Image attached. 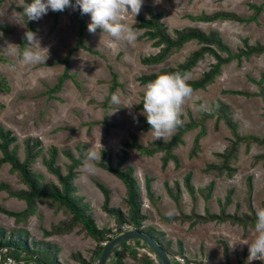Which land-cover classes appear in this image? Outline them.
<instances>
[{
	"label": "rangeland",
	"instance_id": "rangeland-1",
	"mask_svg": "<svg viewBox=\"0 0 264 264\" xmlns=\"http://www.w3.org/2000/svg\"><path fill=\"white\" fill-rule=\"evenodd\" d=\"M22 0H0V23L7 26L9 31L0 35V56L7 62L0 61V77L5 79L8 89L0 84V127L8 129L16 136L17 155L23 158V141L27 137L38 138L42 145V154L49 146L58 149L56 164L65 172V165L69 162L61 150L69 148L76 153V145H86L85 152L93 150L99 156L100 149L115 154L120 151L122 143L130 140L133 134L141 144L155 140L150 130L140 129L141 122L138 117L143 115L142 110L136 108L142 95L138 77L142 74L156 72L160 68L176 66L195 49L199 47L192 40L170 55L165 61L156 65L141 63L143 56L155 54L158 47L153 41L143 35L140 29L134 44L123 40H114L106 33L99 30L95 34L85 32L84 43L95 53L80 49L73 53L69 62V72L73 79H65L60 90L50 95L46 93L52 87L57 77L62 73L64 65L56 63L57 59L65 56L68 48L76 41L77 24L73 10H65L58 16V22L53 27V11L49 10L37 20H33L36 31L35 36L39 43L27 44L26 49L39 51L47 58L44 64L23 63V53L19 54V40L25 31V23L20 17V12L14 5ZM264 0H143V6L134 17V26L139 23L138 17H147L148 12L161 13L160 21L172 35L173 30L183 27H198L204 32L217 31L223 42L232 52L242 47L243 40L249 44L264 43V10L256 22H237L234 20L218 19L209 22L192 21L188 14L198 15L216 11L234 12L237 15L248 17L252 10L248 3L260 4ZM86 23H90V15L85 14ZM124 23L133 24L131 16L123 17ZM39 46L42 48H39ZM25 49V50H26ZM24 50V51H25ZM214 58L205 54L184 77L186 80L198 78L210 65ZM111 71L117 74L120 85L113 94L119 97V103L108 102L107 126L103 121L104 99L108 93ZM264 74V54L251 56L241 61L232 60L221 66L219 75L213 79L205 89L194 90L193 95L183 107L180 118L184 122L197 119L200 112H208L211 105L220 100L229 107L231 121L236 123L239 134H250L258 137L264 136V102L259 95L246 96L233 94L229 91L240 90L248 93H264V81H258ZM112 94V95H113ZM112 97V96H111ZM129 103L136 104L131 109L125 106ZM203 106V108H201ZM205 134L199 140V149L196 156L191 157L189 151L192 147L194 135L199 127L189 130L182 135L183 143L175 150L178 166L174 161H169L162 167L161 155L146 156L133 149H128V159L124 168L131 166L141 189V212L148 218L143 221V228L152 225L165 233V238L171 241L173 249L178 242L189 255L197 254L198 248L206 253H211L217 259L213 264H223L224 256H220L223 248L221 240L228 246L230 264H237L243 257L244 264H264V261H248V244L255 238L254 229H243L240 225L229 222L198 224L193 228L188 222H167L159 217L150 201L145 195L144 180L151 178V190L157 198V208L162 215L176 214L179 211L189 213L194 209L203 213L205 207L211 213H218L219 207L231 189V202L226 207L227 213L236 212L238 215L247 213L248 177H251L252 193L251 206L254 210L262 207L264 201V144L251 143L249 147L240 144L236 161L231 163L235 171L231 177L226 175L216 176L203 172L206 164L217 163V153L225 150L231 140V131L223 119L215 117L204 121ZM162 139V140H168ZM102 146H101V145ZM1 156V152H0ZM98 160V159H97ZM91 162V167H85V160L77 169L74 179L76 194L87 203L96 224L99 227L113 226L114 216L102 210V193L96 186V181L110 189V203L112 207L120 206L125 195L124 183L112 173L98 167L96 161ZM9 164L0 166V182H6L14 189L23 188L15 173L10 172ZM32 169L42 174L44 180L56 182L55 176L49 173L41 161L36 159ZM187 173L191 174V183L196 191L213 182L208 200H204L198 192L191 196L183 184ZM165 182L169 186L178 182L181 187L180 203L177 205L168 195ZM0 204L5 208L19 211L25 206L24 201L8 197L6 191H0ZM65 219L62 212L55 213L47 204H39L37 212L30 216L26 223L14 222V218L0 213V226L4 228H24L29 232L28 239L50 241L59 248L57 260L61 264H79L72 259L73 253H80L85 259H90L94 240L84 237L75 227L70 233L45 237L42 228L49 229L51 224ZM140 244L141 241L138 239ZM125 243V242H124ZM109 258V257H108ZM126 264H135L131 257L126 258ZM171 264H175L173 257ZM18 263V262H17ZM22 264V262H19ZM34 264V263H30ZM156 264V263H154ZM160 264V263H158Z\"/></svg>",
	"mask_w": 264,
	"mask_h": 264
},
{
	"label": "trees",
	"instance_id": "trees-1",
	"mask_svg": "<svg viewBox=\"0 0 264 264\" xmlns=\"http://www.w3.org/2000/svg\"><path fill=\"white\" fill-rule=\"evenodd\" d=\"M26 3H31V0H25ZM74 3L75 0H72ZM24 0L20 4L14 5L20 12L25 23V31L19 40V54H22L26 49L28 41L24 39L25 32H35L36 28L33 20H27L22 15V5ZM248 7L252 10V13L248 17L237 15L234 12L216 11L210 14L201 12L198 15L188 14L187 18L192 21L209 22L218 19L234 20L239 22H256L260 13L264 10V2L260 4L248 3ZM73 10L72 8H66L65 10ZM64 10V11H65ZM62 11V12H64ZM75 14V20L77 24L76 41L74 45L66 51L63 58L57 59L56 63H62L64 65L62 73L57 77L56 82L52 87L46 90V93L50 95L53 92H58L65 81V79H73L74 76L69 72V62L73 53L80 49L94 52L90 47L84 43L85 32L87 31V23L85 21V14H81L79 9L73 10ZM62 12L53 11V27L58 22V16ZM162 14L148 12L147 17L139 16V23L135 25L138 29H144L143 35L153 41L154 46L158 47V51L155 54L143 56L141 63L145 65H156L165 61L174 52L180 50L183 45L189 41H196L199 47L193 50L183 62L178 63L176 66L163 67L156 72L148 74H142L138 77L140 84H144L148 81L155 79L159 74L174 73L179 71L183 76L189 73V71L196 65V63L202 59L205 54L211 55L215 62L210 65L209 69L204 71L198 78L189 79L187 82L194 90H203L209 84H211L217 75H219L221 66L229 63L232 60L248 59L251 56H259L264 54V43L256 42L255 44H249L247 39L243 40L242 47H239L235 52H232L227 44H225L217 31L204 32L198 27H183L181 29L173 30V34L170 35L166 27L160 21ZM9 29L3 23H0V35L7 33ZM0 61L7 62L0 56ZM264 81V74L260 79L256 81L259 85ZM1 86L7 90L8 86L5 83V79L0 77ZM120 85L117 74L111 71V81L108 89V93L104 99V117L103 121L107 126V111L108 102ZM235 94H242L246 96L259 95L264 102V93L262 90L258 93H248L240 90L229 91ZM136 108L142 110V105L137 104ZM201 116L197 119H191L188 122L183 121V125L179 127L176 132L168 140H152L146 144L138 142L135 135L130 134V140L124 141L120 148V151L115 154V161H112V153L106 151L104 148L100 149V160L95 163L98 167L112 173L118 179H120L125 185V195L120 202V206L112 207L110 203V189L104 184L96 181V186L102 193V210L110 215H113L115 224L111 227L102 226L99 227L88 208L87 203L76 194V186L74 179L77 176V169L81 166L85 160L86 145H76V153H73L69 148L62 149V154L68 159V163L65 165V172H62L60 165L56 164L58 157V149L55 146H49L46 148L44 154H42V145L38 138L27 137L23 141V158L20 159L17 155V143L16 136L11 133L10 130L0 127V166L4 163L9 164V170L15 173L24 187L14 189L9 186L8 183L0 182V191H6L8 197H14L18 200H22L25 206L22 210L14 211L5 208L0 204V213H3L9 217L14 218L16 224L22 222L26 223L27 219L37 212L39 204H47L53 209L55 213L62 212L65 215V219L51 224L49 229L42 228L43 235L45 237L52 235H64L70 233L75 227L78 228V232L82 233L84 237H90L94 240V247L91 250L90 259H85L80 253H73L72 259L79 264H96L103 244L116 236L131 228H138L144 233L150 235L156 242H158L166 251L169 258L175 255L184 256L187 260H191L183 254L181 243L178 242L176 249L171 246V241L165 238V233L162 230L155 228L152 225H148L147 228H143V221L148 216L141 212V189L137 178L134 176L133 168L128 166L124 168V164L128 159V149H133L138 153L146 156H153L156 153H162L161 161L162 167H165L169 161H174L178 166V160L174 154V150L183 143L182 135L189 130L199 127V131L194 135L192 147L189 151L191 157L196 156L199 149V140L202 135L205 134L204 121L208 118L215 117L216 121L223 119L226 125L231 131V140L221 153H217L218 162L206 164L203 172L206 174H215L216 176L226 175L231 177L235 171L231 163L236 161L237 153L240 144H244L249 147L251 143H257L259 145L264 144V136L258 137L255 135L244 134L241 135L236 129V123L231 121L229 107L227 104L220 100H216L210 107L208 112L201 111ZM141 122L140 129L147 131L149 126L146 122L144 115L138 117ZM264 157V155H259ZM41 157L43 165L47 171L56 178V182L52 180H44L41 173L32 169V165L36 162V159ZM191 174L187 173L183 179V184L191 196H194L195 192H198L201 197L206 201L208 200L213 182H210L206 187L199 188L197 191L191 183ZM151 178L146 177L144 180L145 195L150 201L151 205L156 208L157 213L162 221L166 222H188L190 228L194 227L198 223H206L215 221L218 223L228 221L231 224H238L243 229L247 227L254 228L255 224V210L251 206V194L252 183L251 177H248V196L247 207L248 212L238 215L236 212L227 213L226 207L231 202L229 189L224 203L219 207L218 213H211L206 207L203 213H197L192 209L189 213L179 211L176 214L162 215L157 208V198L153 195L151 190ZM165 189L170 198L175 201L177 205L180 203L181 187L178 182H174V185L169 186L165 182ZM264 207V201L262 202ZM128 225V228L124 226ZM29 232L24 228H4L0 226V264L6 260L7 257L12 258L15 262H22V264H61L57 260V253L59 248L56 244L50 241L35 240L33 238L28 239ZM138 239H131L123 241L115 245L110 254L106 264H126V258L131 257L135 264H154V262L146 255H137L135 246L147 245L142 240L139 244ZM125 242V243H124ZM224 256V264L229 263L228 246L225 241L221 240ZM118 247L121 251H118ZM200 264H205L198 259ZM161 264V262H159ZM237 264H244V259L238 260Z\"/></svg>",
	"mask_w": 264,
	"mask_h": 264
},
{
	"label": "clouds",
	"instance_id": "clouds-1",
	"mask_svg": "<svg viewBox=\"0 0 264 264\" xmlns=\"http://www.w3.org/2000/svg\"><path fill=\"white\" fill-rule=\"evenodd\" d=\"M142 6L143 0H75L74 3L72 0H31V3H26L24 0L22 15L27 20H37L49 10L62 12L66 8L73 10L78 8L81 14L90 15V23L87 24V31L90 34H95L99 30L114 40L134 44L141 34L140 29L134 26V17L139 14ZM124 16H131L133 24L124 23ZM24 39L29 44L38 43L35 33L31 31L25 32ZM46 58L47 49L46 56L31 48L23 52L25 64L41 62L44 64ZM141 89L139 103L142 105V114L149 126L148 130L155 140L170 138L183 125L180 117L186 101L193 95L192 87L177 71L159 74L155 79L141 85ZM111 100L114 103L120 102L115 94L112 95ZM134 105L136 104L129 103L125 107L131 109ZM97 159L100 160V154L97 156L95 151L89 150L85 155L84 166L91 167V162ZM254 233L255 238L251 242H244L248 244V261H264V207L255 210ZM10 264L14 262L10 261Z\"/></svg>",
	"mask_w": 264,
	"mask_h": 264
},
{
	"label": "water",
	"instance_id": "water-1",
	"mask_svg": "<svg viewBox=\"0 0 264 264\" xmlns=\"http://www.w3.org/2000/svg\"><path fill=\"white\" fill-rule=\"evenodd\" d=\"M131 239H139L145 242L148 247H150V249L156 254L161 264H171L170 258L164 248L150 235L144 233L138 228L128 229L105 242L100 251L96 264H106L112 248L123 241H128Z\"/></svg>",
	"mask_w": 264,
	"mask_h": 264
},
{
	"label": "built area",
	"instance_id": "built-area-1",
	"mask_svg": "<svg viewBox=\"0 0 264 264\" xmlns=\"http://www.w3.org/2000/svg\"><path fill=\"white\" fill-rule=\"evenodd\" d=\"M124 228H128V225L124 226ZM136 248V252L137 255H146L148 256L154 263L158 264L160 262V260L157 258L156 254L150 249V247H148V245H138L135 246ZM118 251H121V248L118 247L117 248ZM175 264H200L198 261L196 260H187L184 256L181 255H175L173 257ZM11 262H14V264H18L17 262H15L12 258L7 257L6 260L3 262V264H10Z\"/></svg>",
	"mask_w": 264,
	"mask_h": 264
},
{
	"label": "crops",
	"instance_id": "crops-1",
	"mask_svg": "<svg viewBox=\"0 0 264 264\" xmlns=\"http://www.w3.org/2000/svg\"><path fill=\"white\" fill-rule=\"evenodd\" d=\"M198 213V212H197ZM165 223H167L166 221H164ZM211 222H215V221H211ZM225 222H228V221H225ZM206 223H210V222H206ZM206 223H198V224H206ZM216 223H218V222H216ZM221 223H224V222H221ZM198 224H196V225H198ZM229 224H231L230 222H229ZM195 225V226H196ZM232 225H236V224H232ZM238 225V224H237ZM194 226V227H195ZM193 228V227H192ZM248 229H254V228H250V227H247ZM181 243V242H180ZM172 246V245H171ZM181 246H182V243H181ZM177 247V246H176ZM176 247H174L175 249H176ZM182 248V251H183V254L186 256V257H188V258H190V259H198L199 261H201V262H204L205 264H213V262H216V257L214 256V255H212L211 253H206L205 252V250L204 249H202L203 248V246H201L200 248H198V252H197V254L196 253H194L193 255H189V253L186 251V250H184V248L183 247H181ZM220 253V256L222 257L223 255H222V252H219ZM224 258V257H223ZM241 259H243V257H241ZM241 259H239V260H241ZM230 263V262H229ZM244 263H245V260H244ZM224 264V263H223Z\"/></svg>",
	"mask_w": 264,
	"mask_h": 264
}]
</instances>
